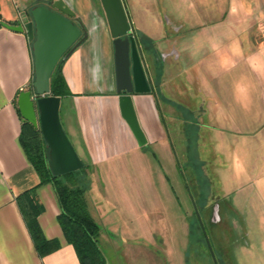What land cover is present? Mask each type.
<instances>
[{"label": "rangeland", "instance_id": "1", "mask_svg": "<svg viewBox=\"0 0 264 264\" xmlns=\"http://www.w3.org/2000/svg\"><path fill=\"white\" fill-rule=\"evenodd\" d=\"M125 3L144 47L147 42L161 53V65L163 55L173 49L178 57L168 55L164 59L168 66L186 67L191 60H200L202 89L213 97L209 103L211 113L202 115V125L198 127L193 124L199 119L193 117L186 122L181 111L180 103L185 104L189 98L187 91L181 95L172 92L175 109L160 96L173 163L178 164L179 173L176 170L172 173L164 161L162 166L160 159L159 164L154 160L151 164L147 154L142 158L147 162L146 171L140 173L143 181L130 178L144 170L138 165L133 167L137 174L116 172L111 180L102 174L98 182L100 191L114 194L111 209L118 213L111 216L113 229L107 223L100 225L107 227L105 233L114 241L121 237L143 238V244L127 243L121 248L123 254L129 251L137 259L147 257L148 262L142 260L141 264H215L203 231L197 224L191 225L196 221L194 199L222 264H264V133H253L250 127L251 121L260 118L253 119L248 86L253 76L264 81L263 56L254 59L248 40V29L258 26V18L251 19L242 0H125ZM253 62L261 66L254 73L249 68ZM221 100L225 101L222 117L214 109L221 105ZM200 138L202 148L197 141ZM150 164L157 170L164 167L178 196L163 201L161 193L167 192V186L164 182H150ZM152 184L157 185L158 198L150 194ZM97 192L88 185L90 205L91 198L98 199ZM135 200H140L142 208L129 206ZM216 202L219 217L213 221ZM101 248L109 258L120 254V250L109 252L108 248Z\"/></svg>", "mask_w": 264, "mask_h": 264}, {"label": "crops", "instance_id": "2", "mask_svg": "<svg viewBox=\"0 0 264 264\" xmlns=\"http://www.w3.org/2000/svg\"><path fill=\"white\" fill-rule=\"evenodd\" d=\"M48 1L0 0V23L16 25L21 21H29L31 10ZM242 1L247 14L252 16L251 19L258 18V26L255 29H248V40L253 57L259 59L263 56L261 66L264 70V0ZM65 2L75 12L77 24L80 21L87 29L88 38L61 64L71 94L62 98L60 116L64 129L78 154L90 165L89 185L98 190V199L91 198V205L89 195L86 193L90 212L100 227L98 244L100 248H108L109 252L120 250L117 257L109 258L101 248L107 264H138L140 260V264L142 260L148 262L147 257L137 259L135 254L129 251L123 254L121 249L127 243L143 244V238L121 237L119 241H114L107 237L105 233L107 227L100 224L107 223V226L113 229L115 223L111 216L118 212L115 208L111 209L114 194L108 191L101 192L98 182L103 175L105 179L111 180L110 177H114L116 172L121 175L126 171L136 173L133 167L137 165L147 168L146 159H142L143 155L147 154L150 155L151 164L154 161L159 164L160 159L162 166L164 161L167 167L170 166L172 173L174 170L179 173L178 164L173 163L175 158L171 144L168 142L169 132L160 98L154 91L132 94L140 124L148 139L146 145L140 146L121 115L119 105L121 93L117 90L114 41L101 2L98 3L96 0H65ZM32 45L33 41L25 31H16L0 24V264H82L74 245L68 241L59 222L61 207L56 189L51 182L41 181L20 139L23 118L16 100L21 91L30 88L34 79ZM144 53L152 85L157 87V90L162 89L163 94L166 95L167 105L175 109V105L169 101L170 98L174 99L172 92L181 95L187 91L189 98L185 101L188 104L182 103L181 111L184 112L186 122L193 117L199 119L193 125L200 127L202 115L208 116L211 113L209 103L213 97L202 89L200 60H191L186 67L182 64L179 67L168 66L163 60L164 65L161 66L163 70L159 75L155 58L146 50ZM259 66V62L257 64L253 62L249 68L254 73ZM181 86L183 89H180ZM248 86L251 87L249 96L252 99L253 119L258 116L260 118L251 121L250 127L253 133H264V81L253 76ZM219 103L221 107L216 105L214 109L215 113L222 117L225 115L222 106L225 101L221 100ZM247 131L250 134V130ZM197 141L202 148V138ZM151 164L150 182L165 183L167 192L163 191L161 194L163 201L169 202L168 200L178 196L172 184V177L164 167L158 166L157 170ZM143 171H146L145 168L137 171L139 172V175L136 173L137 177L130 178L142 180L140 173ZM183 186L187 189L186 185ZM28 191L42 205L38 220L45 237L56 239L59 244L56 250L45 255H41L36 249L19 203V196ZM157 192V185L152 184L151 196L154 194V197L158 198ZM168 192L171 194L170 197ZM129 206L142 208L140 200L130 202ZM183 222L185 228V220ZM188 228L190 230L189 225ZM159 237L160 235L156 238ZM147 241L145 243H149Z\"/></svg>", "mask_w": 264, "mask_h": 264}, {"label": "water", "instance_id": "3", "mask_svg": "<svg viewBox=\"0 0 264 264\" xmlns=\"http://www.w3.org/2000/svg\"><path fill=\"white\" fill-rule=\"evenodd\" d=\"M111 36L114 38L117 90L121 115L140 146L148 143L140 124L133 93L153 92L145 62L133 32L134 26L123 0H100ZM3 25L28 34L33 41L34 79L28 90L19 93L16 103L22 118L40 129L49 148V169L54 176L84 167L61 121L62 98L51 95V76L58 63L88 38V31L75 19L65 0H49L31 10V20ZM196 215L215 264H219L202 216L193 199Z\"/></svg>", "mask_w": 264, "mask_h": 264}, {"label": "trees", "instance_id": "4", "mask_svg": "<svg viewBox=\"0 0 264 264\" xmlns=\"http://www.w3.org/2000/svg\"><path fill=\"white\" fill-rule=\"evenodd\" d=\"M0 24L3 25V22ZM10 25L14 24L11 23ZM63 60L58 63L51 76V95L61 98L71 94L61 70ZM20 139L29 159L37 169L41 181L51 182L56 189L61 207V213L58 217L59 222L68 241L74 245L81 263L107 264L98 244L100 227L90 212L86 198L90 165L82 159L85 163L83 168L54 176L48 164L49 148L40 129L35 128L32 123L23 119ZM19 203L38 252L45 255L56 250L59 247L57 240L45 237L38 220V216L42 212V205L29 191L19 196ZM194 216L196 221L191 223L192 227L197 224L201 229L195 211Z\"/></svg>", "mask_w": 264, "mask_h": 264}, {"label": "flooded vegetation", "instance_id": "5", "mask_svg": "<svg viewBox=\"0 0 264 264\" xmlns=\"http://www.w3.org/2000/svg\"><path fill=\"white\" fill-rule=\"evenodd\" d=\"M123 2L125 3V0H123ZM125 5H126V3H125ZM126 8H127V5H126ZM130 35H134L135 36V39H136V42H137V45L139 46V49H140V52H141V54H142V57H143V60H144V62H145V65H146V68H147V60H146V57H145V53H144V51L146 50L150 55H152V57H154L155 58V60H156V70H157V74H159L160 75V72H162V70H163V68H161V61H160V59L162 60V55H161V53H159L158 52V50L157 49H155L152 45L151 46H149L148 45V43L146 42V44H145V47H144V45L142 44V40H141V37L137 34V32L135 31V29H133V32L132 33H130ZM113 41H114V38H113ZM168 55V54H167ZM167 55H163V60L165 59V57L167 56ZM169 55H174V56H177L178 57V53L176 52V49H173L170 53H169ZM148 70V69H147ZM148 75H149V73H148ZM151 78V77H150ZM160 87V86H159ZM158 87V88H159ZM155 88H156V90H155ZM153 90H154V93L160 98V96H163L164 98H165V94H163V92H162V89L161 88H159L158 90H157V87H155V86H153ZM169 101H171L172 102V104H174L175 102V100L174 99H169ZM178 103H180V102H178ZM181 104V107H183V105H182V103H180ZM174 105H176V104H174ZM170 136V135H169ZM197 207H198V205H197ZM217 209H219V204H218V202H216V205H215V208H214V210H213V212H212V220L213 221H215L218 217H219V213H218V210ZM196 213V212H195ZM202 216V215H201ZM199 220V219H198ZM201 226V225H200ZM202 229V228H201ZM203 231V230H202ZM215 254H216V252H215ZM216 257H217V260H218V263L219 264H222L223 262H221V259L218 257V255L216 254Z\"/></svg>", "mask_w": 264, "mask_h": 264}]
</instances>
